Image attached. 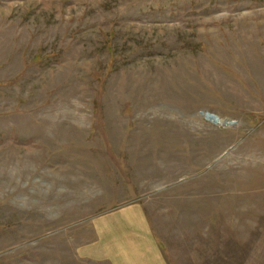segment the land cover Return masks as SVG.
Instances as JSON below:
<instances>
[{
    "label": "rangeland",
    "instance_id": "374dc122",
    "mask_svg": "<svg viewBox=\"0 0 264 264\" xmlns=\"http://www.w3.org/2000/svg\"><path fill=\"white\" fill-rule=\"evenodd\" d=\"M136 203L171 264H264V0H0V264Z\"/></svg>",
    "mask_w": 264,
    "mask_h": 264
},
{
    "label": "crops",
    "instance_id": "0c3cea01",
    "mask_svg": "<svg viewBox=\"0 0 264 264\" xmlns=\"http://www.w3.org/2000/svg\"><path fill=\"white\" fill-rule=\"evenodd\" d=\"M91 223L93 240L87 246L75 249L77 260L93 264H171L154 238L145 211L138 203L115 209ZM198 237L192 247L202 258L187 262L223 264L224 251L216 250L213 235L206 232Z\"/></svg>",
    "mask_w": 264,
    "mask_h": 264
},
{
    "label": "water",
    "instance_id": "95a60500",
    "mask_svg": "<svg viewBox=\"0 0 264 264\" xmlns=\"http://www.w3.org/2000/svg\"><path fill=\"white\" fill-rule=\"evenodd\" d=\"M204 117H205L206 120H208V121H210V122H212L214 124H219L220 123L218 117L213 115V114L205 113ZM230 124H233V123H230Z\"/></svg>",
    "mask_w": 264,
    "mask_h": 264
}]
</instances>
